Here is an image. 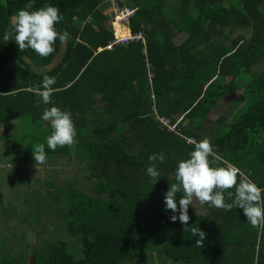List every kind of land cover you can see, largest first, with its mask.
I'll list each match as a JSON object with an SVG mask.
<instances>
[{"label":"trees","instance_id":"1","mask_svg":"<svg viewBox=\"0 0 264 264\" xmlns=\"http://www.w3.org/2000/svg\"><path fill=\"white\" fill-rule=\"evenodd\" d=\"M45 4L63 14L56 28L69 38L51 67L62 47L58 40L51 54L40 57L0 39V145L11 148L21 137L18 153L32 160L31 147L51 131L40 120L49 105L33 89L40 90L45 75L54 76L53 103L71 112L76 137L55 150L45 145V153L82 164L89 192L76 177L55 187L52 173L42 175L53 184L47 196L39 194L34 221H57L78 238L81 255L61 238L15 245L0 237V264H129L144 252L155 253L160 264H264V229L251 227L239 208H210L194 198L187 225L169 219L173 213L164 210L163 194L193 145L162 127L150 109L151 91L159 115L186 120L177 123L181 132L208 139L218 165H234L264 189V0H127L135 8L127 25L145 37L151 86L141 43L97 50L113 34L105 0H0V36L17 10ZM180 31L187 36L175 45L172 38ZM228 99L235 113L207 124L212 108ZM19 119L33 131L16 130ZM153 153H163V162H150ZM150 163L161 176L152 185L145 175ZM186 226L205 232L203 247L195 246Z\"/></svg>","mask_w":264,"mask_h":264},{"label":"clouds","instance_id":"2","mask_svg":"<svg viewBox=\"0 0 264 264\" xmlns=\"http://www.w3.org/2000/svg\"><path fill=\"white\" fill-rule=\"evenodd\" d=\"M63 20V14L57 7L45 4L35 10H17L10 22L8 30L0 39L3 42L14 40L20 51L31 49L40 57H47L54 51L53 45L58 40L64 44L69 34L57 31L56 25ZM54 76L45 75L37 95L39 102L49 105L40 114V120L50 126V134L44 143L31 147L34 165H42L46 161L45 145L49 150L58 146H70L76 137L72 114L67 109L54 105L52 94L56 91ZM150 162L164 160L163 153L149 154ZM219 157L214 152V146L208 139L193 142V148L186 159L179 160L175 168L176 182L169 184L163 194L164 210H170L173 215L169 219H177L182 225H187L189 216L187 210L193 205L195 198L201 205L210 208L230 211L235 208L242 210L246 221L253 228L264 229V189L246 178L240 169L231 165H218ZM35 167V166H34ZM145 175L154 184L160 174L155 163H150L145 169ZM232 190V191H228ZM225 192L230 202L225 200ZM191 237H195L197 248L203 247L205 232L199 227L184 228Z\"/></svg>","mask_w":264,"mask_h":264},{"label":"rangeland","instance_id":"3","mask_svg":"<svg viewBox=\"0 0 264 264\" xmlns=\"http://www.w3.org/2000/svg\"><path fill=\"white\" fill-rule=\"evenodd\" d=\"M63 48L64 44H62L60 52L56 54L54 61L49 67L59 60ZM232 101L233 99H228L226 101L221 100L220 104L218 102L212 108L207 124H213L212 120L220 115H230V113L237 110ZM232 117L227 120L232 119ZM16 125V130H22L23 134L32 132L34 128L33 125L28 124L27 121L25 122L24 119L17 120ZM21 139V137L16 139L11 148H4L3 145H0V206L2 207V215L0 214V237L1 234L8 235V233H11V236H14L12 238L14 241L12 242L15 245L17 243L20 244L26 239L29 240L28 243L30 244H37L41 239L52 240L61 238L73 250L76 256H80L81 245L77 237L68 234L62 226H59L57 221L51 218L47 220L46 217L42 216V221L40 220L37 223L34 219L37 218L35 204L38 203L39 194L47 196L49 194V188L47 187H49L50 182L53 184L52 179L50 182L48 178L40 179L42 175L46 176L49 172V175L52 173L55 187L58 186L57 184L63 183L62 178L66 180L76 177L78 178L79 185L89 192V185L82 177V164H79L75 158L68 160L67 156H64L55 159L56 157L47 155L44 164L34 165L33 158L27 161L22 159L18 153L20 152ZM78 168L79 170H77ZM48 205L50 207L49 203ZM39 226H44L45 228L40 229ZM20 246L23 247V245L15 247L18 249ZM141 255L134 256L135 258L128 260V263L132 264L136 262L139 264L144 262V260L154 262V264L162 263L155 253L144 252ZM28 264H30L29 260Z\"/></svg>","mask_w":264,"mask_h":264},{"label":"built area","instance_id":"4","mask_svg":"<svg viewBox=\"0 0 264 264\" xmlns=\"http://www.w3.org/2000/svg\"><path fill=\"white\" fill-rule=\"evenodd\" d=\"M109 4L111 15L108 19V24L113 31L112 37L106 42V44L103 47L97 48L98 51L100 50H111L118 46H125L129 43H141L143 45L142 52L144 54V62H145V76L146 81L151 86L153 81L154 72L152 69V65L149 63L148 58L146 56L145 51V37L143 35V32L141 30L137 32H132L130 30L127 31L126 34L120 35L116 32V27L113 26V24L116 25H123L127 24L129 18L133 15L135 8L132 6L127 5V0H105ZM105 13V12H104ZM106 14V13H105ZM34 92H38V89H33ZM150 97L152 98V104H151V111L152 115L155 117V119L159 122V124L162 127H165L170 133H173L179 137H181L186 144L193 145L194 141H198L193 136H189L181 132L180 127H178L176 122H172L168 117L161 116L156 112L155 105L153 103V93L150 91ZM227 165L234 166L230 163H226ZM237 168V167H236ZM241 171V170H240ZM243 174V172L241 171ZM244 175V174H243ZM245 176V175H244Z\"/></svg>","mask_w":264,"mask_h":264},{"label":"crops","instance_id":"5","mask_svg":"<svg viewBox=\"0 0 264 264\" xmlns=\"http://www.w3.org/2000/svg\"><path fill=\"white\" fill-rule=\"evenodd\" d=\"M107 5V4H106ZM105 5V6H106ZM104 12L108 15V17L111 15V11H110V7L109 6H107V8H105L104 9ZM118 26H123V29L125 30H130L129 29V27H128V25L127 24H123V25H118ZM186 36H187V34L186 33H184V32H175L174 33V36H173V38H172V41H173V43L175 44V45H179L182 41H184V39L186 38ZM224 101H226V100H224ZM220 102L221 101H219V103L218 104H220ZM228 102V101H227ZM218 106V105H217ZM210 115V114H209ZM181 118V117H180ZM178 118V120L179 121H183V119L181 118ZM216 119V118H215ZM214 119V120H215ZM214 120H212V122L214 121ZM184 122V125L187 123V121L186 120H184L183 121ZM207 126V125H206ZM205 126V127H206ZM43 178H45V176H41L40 177V179H43ZM4 230V229H3ZM3 230H1V231H3ZM4 232V231H3ZM13 234V233H12ZM8 235H11V233H8ZM8 235H2L1 234V237H4L5 239H10L11 241H14L12 238L14 237V236H8Z\"/></svg>","mask_w":264,"mask_h":264},{"label":"bare ground","instance_id":"6","mask_svg":"<svg viewBox=\"0 0 264 264\" xmlns=\"http://www.w3.org/2000/svg\"><path fill=\"white\" fill-rule=\"evenodd\" d=\"M114 25V24H113ZM117 32V34H120V35H123V34H126V33H121V32H119V31H116Z\"/></svg>","mask_w":264,"mask_h":264},{"label":"water","instance_id":"7","mask_svg":"<svg viewBox=\"0 0 264 264\" xmlns=\"http://www.w3.org/2000/svg\"><path fill=\"white\" fill-rule=\"evenodd\" d=\"M12 18H13V16H12ZM12 18H11V19H12Z\"/></svg>","mask_w":264,"mask_h":264}]
</instances>
